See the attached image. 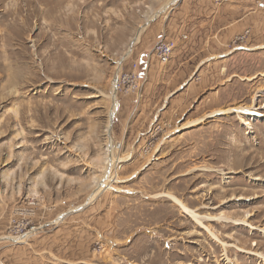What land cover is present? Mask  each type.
Segmentation results:
<instances>
[{
  "label": "rangeland",
  "instance_id": "obj_1",
  "mask_svg": "<svg viewBox=\"0 0 264 264\" xmlns=\"http://www.w3.org/2000/svg\"><path fill=\"white\" fill-rule=\"evenodd\" d=\"M169 1L0 0V264H264L238 249L264 253V108L250 127L206 116L264 106V0L232 7L224 45L219 16L200 27L197 68L178 59L182 0L147 20ZM135 62L138 85L123 83L111 114L113 79ZM109 140L113 179L89 201ZM207 227L234 245L231 263Z\"/></svg>",
  "mask_w": 264,
  "mask_h": 264
},
{
  "label": "crops",
  "instance_id": "obj_2",
  "mask_svg": "<svg viewBox=\"0 0 264 264\" xmlns=\"http://www.w3.org/2000/svg\"><path fill=\"white\" fill-rule=\"evenodd\" d=\"M256 1L255 0H222L219 3V5H217L214 2V0H182V3H181L182 8L177 13L179 20L177 19L176 21L177 26L181 27V31L179 32V41H181L184 44L183 46L181 45L177 49V53L181 54L180 57L178 58L180 60L181 65L184 67L192 66L195 68L202 66L201 59H198V63L196 64L194 63L197 60L195 59V57L197 55H200L201 49L198 48V50H196L195 52H192V51L190 52L191 46L201 45L202 43V38L199 37L200 32H201L200 27L202 25L203 26L210 25L219 16L220 18L218 19L223 22L220 26L222 27L221 29H223L221 37H222V42H224L222 44L224 45L225 42H227L226 40L227 35L230 34V32L234 30V25L231 24L230 21H228V19L234 18V15H233L234 10L232 9V7L235 6L236 9H240L241 7H244V5H247L250 7L251 5L257 6V4H259L260 1L262 0H256ZM187 5H192V6L188 7ZM254 12H251V13H254ZM172 20L174 19H171L165 25L163 24L157 27V32L159 35L161 33V38L165 37L164 39L166 40H173L176 42L178 38L177 40H175L174 37H176L177 35L174 36L173 34H171L172 32H170V28L174 24ZM245 22L247 23L248 21H245ZM245 22H242L240 25H245ZM230 25L232 26L229 27ZM208 29H211L212 31V28L208 27ZM212 34L213 33L209 35H212ZM207 42H208V39L204 40V43H207ZM154 55L157 58L155 53ZM223 55H225V53H221L218 56L221 59ZM148 60H149V57H148ZM157 60L159 61L158 58ZM191 61H192V64H190ZM193 78L194 76H189L186 81H189Z\"/></svg>",
  "mask_w": 264,
  "mask_h": 264
},
{
  "label": "bare ground",
  "instance_id": "obj_3",
  "mask_svg": "<svg viewBox=\"0 0 264 264\" xmlns=\"http://www.w3.org/2000/svg\"><path fill=\"white\" fill-rule=\"evenodd\" d=\"M177 0H170L169 2H167L159 11L155 12L153 16H151V18L147 19L148 21L150 19H152V17H156L158 16L160 13L165 12L167 10V5L169 3H174ZM147 25V23H146ZM144 26V25H143ZM142 26V27H143ZM142 29H140L138 31V34L135 38V40H138L139 35L141 33ZM264 47V46H261ZM131 51V49H128L125 53H124V58L128 55V53ZM264 75V73H263ZM117 77V76H116ZM113 79L112 82V94L111 97L114 101L113 103V107L114 110L112 111L111 114L115 113V110L117 109V97H116V92H117V86H116V79ZM255 77V76H254ZM252 77V78H254ZM249 78V79H252ZM230 79V78H229ZM257 99V95L254 97V100ZM264 106L262 105H249V106H238V107H234V108H223V109H219V110H215L211 113H208L206 116L210 117V116H214V115H218V114H227V113H231V112H236L239 117L241 118L242 122L247 125V126H251L250 121L248 120V118H245V116H249L250 118L253 116H262L263 113L260 111V109H263ZM112 117V115H111ZM249 118V119H250ZM112 118L110 119V123L107 126V133L108 136L110 135V131H111V127H112V123H111ZM106 152L104 153V157H102L101 159H98V162L101 164V174L96 177L95 181V188L93 190V195L91 196V198L89 199V201L93 200L94 198H96L101 191H103L106 187L109 186L110 181L113 179L112 178V170L114 169V167L116 166V162L117 159L114 157L113 154V144L111 142V140H109V143H107L106 145ZM171 197L180 205V207L183 209L184 212H186L188 215H190L196 222H200L202 223V216L194 209L189 208L185 203H183L179 198L171 195ZM68 213V212H67ZM67 213L62 214L60 217L62 218L63 216H65ZM249 216V214H247V217ZM59 217V218H60ZM221 219H223L224 221H228V222H235V223H242V224H246L249 225L251 227L254 228V226L247 221L246 217L245 218H241V219H233L231 217H227V216H221ZM207 230L209 231L210 235L214 238L217 239L221 242L222 246H223V250L225 252V259H227V263H231V260L229 259L230 257L227 256V252H228V248L229 247H234V245L229 244L228 242L225 241H221V239L219 238V236L215 233V231H213L212 229L207 227ZM24 237H15L13 238L15 241L21 242L23 241ZM254 246H257V243H253ZM239 251L242 252H247V253H251L254 255H257L259 258H262L264 261V253L257 251V250H251V249H243L242 247H238Z\"/></svg>",
  "mask_w": 264,
  "mask_h": 264
},
{
  "label": "built area",
  "instance_id": "obj_4",
  "mask_svg": "<svg viewBox=\"0 0 264 264\" xmlns=\"http://www.w3.org/2000/svg\"><path fill=\"white\" fill-rule=\"evenodd\" d=\"M176 47V42L173 40H166V39H161L159 40L154 47V53L156 54L157 58L159 59V62L162 64L167 63L173 54V51ZM137 67L138 64L135 62L133 64V68L131 71L125 72L123 74V81L120 77L122 74L121 72L119 75H117L116 79V86H117V91L124 87L125 85H129V87H136L138 85L137 81L139 78V74L137 72ZM124 83V84H123Z\"/></svg>",
  "mask_w": 264,
  "mask_h": 264
}]
</instances>
